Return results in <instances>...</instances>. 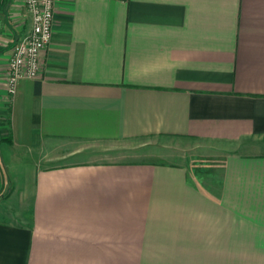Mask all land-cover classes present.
<instances>
[{"label": "crops", "instance_id": "0c3cea01", "mask_svg": "<svg viewBox=\"0 0 264 264\" xmlns=\"http://www.w3.org/2000/svg\"><path fill=\"white\" fill-rule=\"evenodd\" d=\"M30 24L0 0V264H264V0H54L7 99Z\"/></svg>", "mask_w": 264, "mask_h": 264}, {"label": "built area", "instance_id": "2783aa9c", "mask_svg": "<svg viewBox=\"0 0 264 264\" xmlns=\"http://www.w3.org/2000/svg\"><path fill=\"white\" fill-rule=\"evenodd\" d=\"M31 24L23 37L13 45L6 61V92L12 95L20 79L33 78L40 68V54L52 35L54 0H23Z\"/></svg>", "mask_w": 264, "mask_h": 264}, {"label": "rangeland", "instance_id": "374dc122", "mask_svg": "<svg viewBox=\"0 0 264 264\" xmlns=\"http://www.w3.org/2000/svg\"><path fill=\"white\" fill-rule=\"evenodd\" d=\"M4 124H6V116L5 114H1L0 115V129L4 128ZM3 126V127H2ZM157 144H151L150 147L155 148V149H160V152H158L155 149H150L148 151H141L142 155H139L138 153H136V148H127V153L126 156H122V158H126L127 160L129 159H137L140 157H144V158H157V157H163V153H173V155H176L177 157H179L180 159L184 160V157H186V159H188L189 161H191L192 163L194 162L195 165V169L193 172H201V169L205 167V165H209V167H212L211 162L214 164V160L216 159L215 156H213L214 154L212 153L213 150L209 149L205 146H200L197 143H186L185 145H183V147H178V148H173L172 147H168V148H162L160 146H156ZM132 149V150H130ZM163 149V150H162ZM155 150V151H154ZM165 150V151H164ZM158 152V153H157ZM206 165V167H207ZM2 169V167L0 166V170ZM3 177V178H2ZM0 178L3 180L4 179V174L0 175ZM3 182V186H2V190L0 191V196L3 197L4 194L6 193V191L8 190V183H4ZM5 184V185H4Z\"/></svg>", "mask_w": 264, "mask_h": 264}]
</instances>
